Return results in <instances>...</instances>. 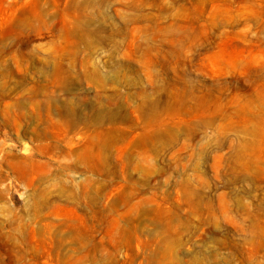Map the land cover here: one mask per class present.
I'll use <instances>...</instances> for the list:
<instances>
[{"label": "rangeland", "instance_id": "obj_1", "mask_svg": "<svg viewBox=\"0 0 264 264\" xmlns=\"http://www.w3.org/2000/svg\"><path fill=\"white\" fill-rule=\"evenodd\" d=\"M0 264H264V0H0Z\"/></svg>", "mask_w": 264, "mask_h": 264}]
</instances>
